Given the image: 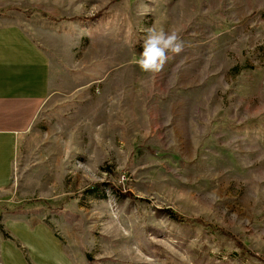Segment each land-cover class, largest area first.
<instances>
[{"label":"rangeland","instance_id":"rangeland-1","mask_svg":"<svg viewBox=\"0 0 264 264\" xmlns=\"http://www.w3.org/2000/svg\"><path fill=\"white\" fill-rule=\"evenodd\" d=\"M1 10L52 79L0 189V264H264V0ZM149 27L185 43L159 73L136 63Z\"/></svg>","mask_w":264,"mask_h":264},{"label":"crops","instance_id":"crops-1","mask_svg":"<svg viewBox=\"0 0 264 264\" xmlns=\"http://www.w3.org/2000/svg\"><path fill=\"white\" fill-rule=\"evenodd\" d=\"M3 12L0 18H6ZM13 24L0 22V189L11 181L20 136L47 98L52 79L45 54L23 28ZM47 240L55 246L53 250L60 248L53 237ZM40 255L37 264L52 262L45 253Z\"/></svg>","mask_w":264,"mask_h":264},{"label":"clouds","instance_id":"clouds-1","mask_svg":"<svg viewBox=\"0 0 264 264\" xmlns=\"http://www.w3.org/2000/svg\"><path fill=\"white\" fill-rule=\"evenodd\" d=\"M184 48L185 43L177 31L149 27L136 63L145 73H159L170 58L180 54Z\"/></svg>","mask_w":264,"mask_h":264},{"label":"trees","instance_id":"trees-1","mask_svg":"<svg viewBox=\"0 0 264 264\" xmlns=\"http://www.w3.org/2000/svg\"><path fill=\"white\" fill-rule=\"evenodd\" d=\"M27 14H25V16L28 18L29 16V13L28 12H26ZM172 220H174V221H176V222H178V223H184V222H187L186 220H184L181 216H179L178 214H176V213H174V212H172V211H167V212H165ZM238 247H240L241 248V251L243 252V253H248L247 251H246V249L244 248V246L243 245H240V244H238Z\"/></svg>","mask_w":264,"mask_h":264}]
</instances>
